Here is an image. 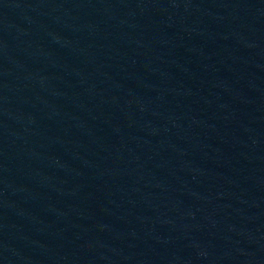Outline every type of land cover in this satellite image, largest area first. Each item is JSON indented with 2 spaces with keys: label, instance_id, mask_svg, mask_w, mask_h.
<instances>
[{
  "label": "water",
  "instance_id": "1",
  "mask_svg": "<svg viewBox=\"0 0 264 264\" xmlns=\"http://www.w3.org/2000/svg\"><path fill=\"white\" fill-rule=\"evenodd\" d=\"M0 264H264V0H0Z\"/></svg>",
  "mask_w": 264,
  "mask_h": 264
}]
</instances>
